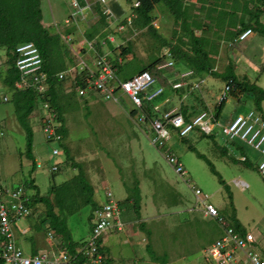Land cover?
<instances>
[{
	"label": "rangeland",
	"instance_id": "1",
	"mask_svg": "<svg viewBox=\"0 0 264 264\" xmlns=\"http://www.w3.org/2000/svg\"><path fill=\"white\" fill-rule=\"evenodd\" d=\"M131 2L135 0H108L111 11V15H107L110 27L105 29L104 26L101 30L105 29L109 37L105 38L107 34L105 37L99 36L98 45H95L97 50L98 48L102 50V52L98 50L101 54H109V57L114 59L120 54L119 46L125 45L127 40L131 41L133 53L128 55L127 60L124 59L123 72L119 74L121 80L140 73L143 64L149 66L152 61L164 56L171 44L168 48L163 43L175 44L178 37L183 35L182 22L176 24L164 3L159 4L153 13L157 17L156 27L162 34L161 45L150 33H136L133 24L125 25L121 30L123 21L130 16ZM241 2L242 0H239L238 5H241ZM97 7L95 6L96 11ZM103 8L105 10V7ZM42 10L44 26L52 34L59 35L62 40V35L65 36L67 33L61 29L70 15L69 4L65 0H42ZM161 10L165 13L163 14ZM162 16L163 19H160ZM98 17V12L85 11L78 16V25L70 28L73 49L81 48L82 43H86L85 38L89 40V33L99 25ZM54 22L58 23V27H55ZM262 23L264 24V16ZM71 43L62 40L65 50L62 52L65 53L63 56L65 64L62 65L66 70L77 61L76 55L69 51L68 45ZM231 43L234 45L231 46ZM224 48L226 53L220 59L218 74L224 73V66L229 58L238 77L241 79L247 77L250 82L257 83L264 89V35L257 33L244 42L233 40L224 44ZM81 53L84 58L95 57L86 51ZM174 63L175 66L170 69L162 71L152 69L151 73L158 79L146 93L152 94L160 84H166V77L174 79L178 74L175 72L186 65L182 60ZM8 67L6 52L0 49V74H4ZM67 78L69 79L62 83L65 94L62 101L63 117L67 129L65 142L61 145L45 140L40 118L46 110H42V106L39 105L30 117L34 131L33 159L27 155L26 132L15 113L14 92L0 81V96L7 95L10 99L8 103H0V128L4 132L3 136H0V181L4 187L7 189L24 187L29 198L36 192L42 197H48L54 185H61L79 173V169H75L72 163L81 164L88 180L97 189L96 199L106 201L103 190L106 187L119 203L125 229L123 232L108 234L104 242L113 259L112 264H156L147 251L149 243L158 256L168 257V264H207L203 251L205 247L223 236L224 229L217 220L204 215L203 206L197 201L193 189L198 188L204 195L209 196L208 203L216 206L229 224L232 223L230 218L232 213H236L242 225L257 238L259 253L264 256V177L257 169L263 155L255 147L240 140L230 141L222 131V127L237 115H248L256 108L251 96L231 93L227 95L219 119L221 127L215 129L213 136L195 129L186 140H183L176 130H172V140L168 147L179 157L188 172V175L182 178L168 164L164 151L152 145L149 124L139 121L143 114L142 110L121 96L119 103L106 101L91 89L85 97H80L70 75H67ZM204 79L205 83L201 84L199 89L191 90L190 85L184 92L191 97L190 101L194 102L192 110H196H194L196 115L200 111L215 109L219 98L225 92L226 83L222 77L210 75ZM71 92H75L76 95L69 101ZM195 93L210 107L201 105L198 101L202 100ZM166 95L170 96L171 91L168 90ZM157 102L159 100L154 103ZM262 106L264 112V102ZM132 112H136L135 116ZM189 146H193L213 163L227 187L221 185L220 177L215 175L207 162L200 159ZM225 147L228 149V156L222 155L221 150ZM54 149L62 150V158L51 159ZM243 156L247 158V163L241 161ZM61 159L64 162L59 166V170L52 173L54 162L59 163ZM39 163L41 167L38 166ZM237 181H244L249 187L243 190L236 184ZM33 182L37 190L25 187ZM138 185L140 190L136 189ZM139 196L142 198L141 217L146 230L140 227L133 202ZM229 196H232L236 211L230 205ZM92 214V206L83 205L79 211L68 217V226L75 242L84 241L91 234L92 223L89 218ZM45 219L46 207L38 204L32 207L31 217L18 222L19 230L15 229L16 238L27 255H31V245L28 243L30 237L34 239L35 249L40 254L46 253L49 249L47 248L49 233L54 234L55 244L63 247L62 239L48 229L47 224H43ZM35 225H41L42 229L33 228L27 236L21 234L23 228Z\"/></svg>",
	"mask_w": 264,
	"mask_h": 264
},
{
	"label": "built area",
	"instance_id": "2",
	"mask_svg": "<svg viewBox=\"0 0 264 264\" xmlns=\"http://www.w3.org/2000/svg\"><path fill=\"white\" fill-rule=\"evenodd\" d=\"M65 1L69 4L71 11L65 20V27L62 26L63 32L75 24L78 25V16L82 15L84 11L97 13L96 5L105 7L104 15H111L108 0ZM137 7H139L138 1L131 4L130 16L125 18L126 23L120 28L121 30L125 25L133 24L134 19L137 18L133 8ZM54 25L58 27L57 22H54ZM253 33L252 29H247L240 34L235 42H244ZM108 37L109 35L106 39ZM98 38L92 41L85 39L88 47L86 48V43H82L81 48L77 50L72 48L71 34L62 35L64 42L71 43L68 46L71 52L76 55L77 61L66 71L56 74L54 78L63 81L69 79L67 75H70L74 84L79 78L83 79L86 87H76L80 97H85L90 89L97 92L104 100H111L115 103H118L120 93L127 96L136 108L142 110L143 114L139 117V121L149 124L152 145L164 151V157L168 164L177 175L185 178L188 172L184 164L168 147L172 140V130H176L181 139H186L195 129H199L205 135L213 136L215 129L221 127L219 119L216 118L215 109L204 110L189 121L178 109L163 112L161 106L154 105V101L164 94L166 87L162 85L152 94L146 93L158 79L150 71L138 73L127 80H121L119 67L124 62L123 59L118 58L114 62L109 54H101L95 46ZM111 41L113 42V39ZM233 45L231 44V46ZM83 51L94 53L95 57L84 58L81 53ZM16 55L15 67L19 72V79L15 84L16 91H33L42 98V110H46V113L42 114L40 120L45 140L49 143L56 142L63 145L65 140L60 133L62 123L48 101L51 75L44 69L45 61L39 48L33 42L24 43L17 47ZM164 57L166 59L156 66L158 71L175 66V63L170 59L171 52L169 50L166 51ZM193 76H195V72L189 70L179 73L176 76L177 80L176 78L174 80L167 78V81L169 87L174 91H180L190 85L191 90L199 89L205 80L202 79L195 83L188 82L187 79ZM234 89L232 80L226 83L224 95L219 98L218 105L226 103L227 95ZM9 101L7 95L0 96V103L5 104ZM222 131L230 141L240 140L261 152L263 160L257 169L264 177V113L255 108L248 115H237L222 127ZM3 134L4 132L0 128V136ZM61 152L62 150L54 149L51 159L56 160L61 157ZM241 161H247V158L243 156ZM63 162V159L59 163L55 161L51 169L52 173L57 172ZM38 166L41 167V164L39 163ZM236 184L243 190L249 187L244 181H237ZM193 189L197 201L203 206L204 215L217 220L224 229V234L220 239L205 247L203 251L205 262L207 264H264V257L259 253V242L255 235L249 231L245 234L237 232L220 214L219 209L208 203L209 196L204 195L198 188ZM103 190L106 201L100 204L93 213L91 234L73 252L61 247L55 248L54 234L49 233L50 250L39 255H26L18 245L15 229L20 220L27 219L32 214L29 207L30 198L24 187L7 189L0 181V260H3L4 264H107L110 256L103 245V238L109 233L123 232L125 224L121 219L119 203L116 202L113 193L106 187Z\"/></svg>",
	"mask_w": 264,
	"mask_h": 264
},
{
	"label": "trees",
	"instance_id": "3",
	"mask_svg": "<svg viewBox=\"0 0 264 264\" xmlns=\"http://www.w3.org/2000/svg\"><path fill=\"white\" fill-rule=\"evenodd\" d=\"M135 1L139 2V7L133 8L137 15V18H135L133 21V28H135L136 33H150L153 37L159 40L161 45L162 41L160 38L162 34H160L159 28H157L154 24L157 17H155L153 13L155 12L159 4L164 3L171 13L172 17H174V19L176 20V24H178V22L180 21L182 22L181 32H183L184 35L178 37L177 43L175 44L171 42L163 43V45L167 46L168 48L171 44V47L168 49L171 52L170 59L173 62L182 60L187 66L191 67L193 71L200 76H220L224 79L225 83H228L230 80H232L235 89L231 94H244L251 96L255 103L256 109L263 113V88L258 86L257 83H251L248 79L239 78L234 72L233 65H229L224 73L218 74V71L216 70V59L212 58L210 54L205 51V44L202 41L203 37L198 38L196 36L197 31H204L206 28L212 27V25L215 26V24L214 22L212 24H203L197 16L193 15L191 13L192 6H187L189 0ZM230 1L232 4L231 10L234 11V13L229 18L230 29L228 35L231 36L230 34L233 32L231 39H235L236 41L240 34L247 29H252L258 34L264 35V24L260 20V18L264 15V0H258L259 8L251 11L253 13V16H251L250 14V18L248 21H246L245 18L241 21L242 18L239 17L236 12L238 9H241L240 5H238L239 0ZM249 1L251 0H242L241 4L243 2L246 3L245 11L251 13L248 11V7L251 3ZM245 11L243 13H245ZM223 12H226L223 10V8H220V10L217 9L218 16L215 20V23L218 27H221L222 21L220 20L224 17ZM100 13V21L98 22L99 25H96L93 32L89 33V41H92L99 36L105 37V35L107 34V32H105V29L110 27V23L108 22L109 17L107 15H104L103 11H101ZM162 13L164 14L165 12L162 11ZM161 18L163 19V16L160 17V19ZM43 21L44 15L42 10V0H0V49L5 50L7 62L9 65L7 71L4 74H0V81H2L4 86L10 89V91L14 92L13 101L16 104L15 113L18 122L26 132L27 155L31 159H33L34 131L30 123V117L37 110L38 106L41 105L43 100L33 91H16L15 89V84L19 79V72L15 67L17 58L16 49L18 46L24 43L33 42L39 48L45 61L44 69L48 74L51 75L48 101L57 112L59 120L62 123L60 133L64 136V139L67 135L65 123L66 121L63 117L62 103L65 97V94L63 93L62 83H64L66 80L61 81L58 78H54L56 74L64 72L66 70L62 65L65 64L63 58L65 53L62 54V52L65 50L62 45L60 36L57 34H52L51 31L44 26ZM123 23L125 24L126 20L123 21ZM104 26L106 28L104 29V31H102L101 28ZM71 33L72 32L68 30L67 34ZM231 44L233 45L234 43ZM97 45L98 43L96 44V46ZM184 48L187 49V52L184 51ZM118 49H120L118 58H122L125 62V60H127L128 58V55H131L133 53V44L131 43V41L127 40L125 42V45L119 46ZM69 51L71 52V50ZM69 51L67 55L69 54ZM118 58H114L112 60L116 62V59ZM165 59L166 58L164 56H161L157 60L152 61L149 66L143 64L140 73L145 71L151 72L153 68H156V66L159 63L163 62ZM123 63L119 67V74L123 72ZM74 85L75 87H86L84 80L80 78ZM166 85L169 88L168 81L166 82V84H164L165 87H167ZM70 95L71 97L69 98V101H71L70 99H72V97L76 94L75 92H71ZM224 104L225 102L217 105L215 108L217 119H220L222 115ZM184 112L183 114L185 115L187 121L191 120L192 117L188 115V112ZM135 114L136 112H132L133 116H135ZM189 149L194 150L200 159H203L207 162L212 172L220 177V174L215 169V166L207 157L200 154L193 146H189ZM221 152L223 156H228V149L226 147L222 148ZM247 162L248 161H244L243 163ZM72 166L77 170L79 169V173L74 178L61 185H54L52 187V193H50L48 197H42L39 192H36V194L29 201L30 208L38 204L45 205L46 219L43 224H47L46 227L62 239L63 247L70 252H73L81 242H75L73 240V235L68 226V217L76 211H79L83 205L92 206L93 213L99 207L98 203L95 200V187L91 184L90 180H88L85 170L81 168V164L78 163L73 162ZM220 183L224 187H227L226 182L221 177ZM25 187L37 190V186H35L34 182L31 184H27ZM136 189L140 190L139 185ZM229 199L231 200L230 205L234 209L232 196H229ZM141 201V196H139L138 199L133 200L137 209L136 211L139 220L142 218ZM234 211H236V209H234ZM230 218L232 220L231 226L236 229L237 232L245 234L248 231L238 220L236 213H232ZM92 220L93 214L89 218V221L91 223ZM140 227L142 228V230H146V225L144 222H140ZM35 228L38 230L42 229L41 225H35L34 229ZM150 233L151 232L149 231V237L151 236ZM147 251L154 263L168 264V257L166 255L165 257L158 256L150 243L147 244ZM110 262L111 260L107 261V264H110ZM0 264H4L3 260H0Z\"/></svg>",
	"mask_w": 264,
	"mask_h": 264
},
{
	"label": "crops",
	"instance_id": "4",
	"mask_svg": "<svg viewBox=\"0 0 264 264\" xmlns=\"http://www.w3.org/2000/svg\"><path fill=\"white\" fill-rule=\"evenodd\" d=\"M249 2H251L250 5H249V7H248V11L249 12L253 11L254 9L259 8V5L258 6H254L255 4H258V0H251ZM189 5L192 6V12L191 13L193 15L197 16L199 18V20H201V22L203 24H207V23H211L212 24L213 22L215 24V26L212 25V27L206 28L204 31H202V30L197 31L196 32V36L198 38L203 37L202 41L205 44L204 45V49H205V51L207 53L210 54V56L212 58L216 59V62H217L216 68H217V70H219L218 66L220 64V59L222 58V55H224V53H226V49L224 48V44L230 43L233 40H235V39H231L233 32L230 34L231 37H228L229 36L228 35L229 34V29H230V27H229V18L234 13V11L231 10V8H232L231 1L230 0H189L188 3H187V6H189ZM241 5H240V8L241 9H238L236 12H237L238 16L242 18L241 21L244 18H245L246 21H248L249 18H250L249 15L251 14V16H253L252 15L253 13L252 12L251 13H248L247 11H245V9H246L245 8L246 7L245 6L246 3L243 2ZM220 8H223V10L226 11L227 13L226 12H223L224 13V17L222 18L223 21L221 23V27H218L216 25V23H215V20H216V18L218 16L217 9L220 10ZM103 9L104 8L101 5L100 6L98 5V7H97V12L99 14V17L98 18H100V14H101L100 12L103 11ZM244 11H245V13H243ZM228 13H230V14H228ZM262 17L260 18L261 22H262ZM108 22H109V20H108ZM43 24L45 25V21H43ZM154 24L156 25V22ZM68 30H70V28H68L66 31L68 32ZM253 32H254L253 35H256L257 34L256 31H253ZM86 33H87V31H86ZM86 40H88V39H86ZM98 50H99V48H98ZM99 51L102 52L101 49ZM184 51L187 52V49L184 48ZM90 54H93L94 55V53H90ZM90 54H89V56H91ZM229 65L232 66L233 64H232V62L228 58V62L224 66V72L227 70V68L229 67ZM187 68H189V69H187ZM189 70H193V69L191 67H187V65L181 66L175 72V74H177V72H178V74L179 73H184V72H187ZM169 78L171 79V77H169ZM175 78L177 80L178 77H175ZM204 78H205V76H200V75H198V74L195 73V76H193L192 78L187 79V81L190 82V83H195V82H198V81H200V80H202ZM174 79H172V80H174ZM242 79H247V77H243ZM160 86H162V84H160ZM168 90L171 91V95L170 96H167L166 95ZM185 90H187V88H184V89H182V90H180V91L177 92V91L172 90L171 88H167L166 87L164 94L155 100V101L159 100V102L154 103V105L161 106V110L163 112H165V111L167 112V111H170V110L178 109L180 111V113L183 114L184 111H187L188 112V115H190L192 118H194V116H196V114L194 112L195 109L192 110L193 109L194 102H191L190 101L191 97L190 96H187V94L184 93ZM195 95L198 96L196 93H195ZM120 96H121V98L124 97V98L129 99L127 96H125L124 94L120 93L119 94V98H118V103L121 100ZM199 98L202 100L201 97H199ZM186 99H187V103H186ZM178 101H179V103H178ZM180 101H182V103H180ZM198 102L201 105H203L204 107H210L208 104L204 103L203 100H202V102L201 101H198ZM201 112L202 111H200L199 113H201ZM184 113H186V112H184ZM91 184L94 186V184L92 182H91ZM96 195H97V189L95 188V200L98 203V205L102 204L103 203L102 201H99V200L96 199ZM142 220L143 219L141 218L139 220V222H142ZM33 228L34 227H31V228L30 227L23 228L21 230V234H23L24 236H27V235L30 234V232L33 230ZM16 229L19 230L18 226L16 227ZM107 235L108 234H106L104 236V238H103V245H104L107 253L110 256V260H111L110 264H112L113 259H112L111 254L108 251V249H107V247L105 246V243H104L105 242V237ZM106 240H107V238H106ZM33 242H34V239L32 237H30L29 238V242H28L31 245V252H30V254L31 255H39L40 253L35 249L36 244H35V242L34 243ZM18 245H19V243H18ZM48 247H49L48 250H50L51 249L50 241H48L47 248ZM25 254H26V252H25Z\"/></svg>",
	"mask_w": 264,
	"mask_h": 264
},
{
	"label": "clouds",
	"instance_id": "5",
	"mask_svg": "<svg viewBox=\"0 0 264 264\" xmlns=\"http://www.w3.org/2000/svg\"><path fill=\"white\" fill-rule=\"evenodd\" d=\"M218 71V70H217ZM65 140V139H64ZM31 199V198H30ZM31 210H32V208H31ZM32 215V214H31ZM31 215L29 216V217H31ZM81 242H83V241H81ZM55 243V242H54ZM56 247H59L60 248V246H58L57 244H55V248ZM61 248H64V247H61ZM106 250V249H105Z\"/></svg>",
	"mask_w": 264,
	"mask_h": 264
}]
</instances>
